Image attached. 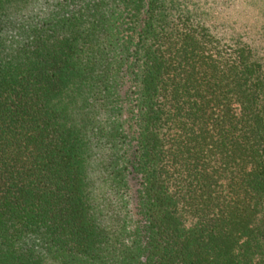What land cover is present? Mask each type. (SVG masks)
Here are the masks:
<instances>
[{
	"label": "trees",
	"instance_id": "1",
	"mask_svg": "<svg viewBox=\"0 0 264 264\" xmlns=\"http://www.w3.org/2000/svg\"><path fill=\"white\" fill-rule=\"evenodd\" d=\"M186 0H0V264H264V65Z\"/></svg>",
	"mask_w": 264,
	"mask_h": 264
},
{
	"label": "rangeland",
	"instance_id": "2",
	"mask_svg": "<svg viewBox=\"0 0 264 264\" xmlns=\"http://www.w3.org/2000/svg\"><path fill=\"white\" fill-rule=\"evenodd\" d=\"M185 6L223 44H247L264 65V0H186Z\"/></svg>",
	"mask_w": 264,
	"mask_h": 264
}]
</instances>
